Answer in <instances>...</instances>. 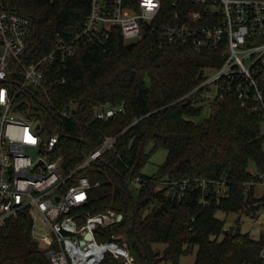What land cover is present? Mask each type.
I'll return each instance as SVG.
<instances>
[{
  "label": "trees",
  "instance_id": "1",
  "mask_svg": "<svg viewBox=\"0 0 264 264\" xmlns=\"http://www.w3.org/2000/svg\"><path fill=\"white\" fill-rule=\"evenodd\" d=\"M0 6L31 19L22 56L28 62L60 38L70 39L79 32L90 0H0ZM159 22L157 18L143 25L141 37L133 41H125L114 25L104 48L81 34L72 54L44 68L45 90L28 86L19 93L18 109L45 122L49 133H59L52 156L61 157L65 172L96 148L103 135H117L113 147L85 169L98 184L88 190L81 207L123 215L116 224L97 229L99 238L123 233L139 264L163 259L178 264L179 256L195 245L191 264H254L263 242L231 227L224 233L225 219L216 212L240 211L257 200L254 186L245 190L241 182L251 177L250 163L264 171L263 118L235 99L217 98L207 117L194 119L203 105L185 95L200 80L203 67L217 65L219 59L212 51L188 44L159 46ZM117 104L123 108L105 119L93 115L98 107ZM65 107L75 118L59 113ZM149 143L152 148L147 151ZM158 147L167 149L165 158L155 174L147 176L224 178L228 195H211L210 203L202 205L197 188L179 196L148 180L134 196L129 180L141 173L150 151ZM30 226L31 217L23 212L0 228V264H49ZM159 242L165 243L160 251L152 247Z\"/></svg>",
  "mask_w": 264,
  "mask_h": 264
},
{
  "label": "built area",
  "instance_id": "2",
  "mask_svg": "<svg viewBox=\"0 0 264 264\" xmlns=\"http://www.w3.org/2000/svg\"><path fill=\"white\" fill-rule=\"evenodd\" d=\"M157 18L159 46L188 44L212 51L219 59V64L203 67L200 80L185 96L210 105L217 98L235 99L264 121V0H151V4L149 0H90L81 30L70 39L60 38L49 51L28 62H23L22 56L31 19L0 6V228L28 213L31 234L42 243L49 264H137L123 233L103 238L96 234L97 229L119 222L122 213L118 217L112 209L88 212L81 207L88 190L98 184V180L89 179L85 169L113 147L117 135H103L96 148L65 172L61 157L52 156L59 133H49L45 122L21 112L18 95L28 86L45 90L44 68L72 54L74 40L81 34L104 48L114 25L125 41H133L141 37L143 25ZM122 108V104L105 105L93 115L105 119ZM59 113L75 118L68 107ZM248 170L251 177L241 182L242 187L247 190L259 183L263 191L256 195L254 190L257 200L246 203L242 210L252 212L262 225L258 239L263 243L254 264H264V171ZM148 180L179 196L197 188V201L202 205L210 203L211 195L229 193L224 178L153 179L137 173L129 185L139 188Z\"/></svg>",
  "mask_w": 264,
  "mask_h": 264
},
{
  "label": "rangeland",
  "instance_id": "3",
  "mask_svg": "<svg viewBox=\"0 0 264 264\" xmlns=\"http://www.w3.org/2000/svg\"><path fill=\"white\" fill-rule=\"evenodd\" d=\"M203 107L199 116L194 117V119H200L207 117L211 111V105L207 101H201ZM261 129L264 132V121H262ZM152 148V143H149L146 147V150L149 151ZM167 149L164 147H158L150 151L149 157L146 162L141 166V173L146 175L155 174L158 165L163 161L165 158ZM250 169L255 168L253 163H250ZM131 187V186H130ZM132 193L135 196L137 192V188L131 187ZM254 190L256 195H260L263 191V186L257 183L254 185ZM216 215L220 218L225 219L226 227H231L233 231L238 230L240 232H248L251 237L258 238L262 232V225L255 221L256 217L252 212L247 213L244 210L240 211H229L225 212L222 210H218ZM124 235V234H123ZM123 238H125L123 236ZM41 243V242H40ZM42 244V243H41ZM165 243H153L152 247L159 251L163 249ZM43 248V245H42ZM196 245L192 248L191 251L181 254L178 258V264H191L195 257L196 252ZM139 264L138 262H136ZM156 264H174L169 259H163L157 262Z\"/></svg>",
  "mask_w": 264,
  "mask_h": 264
},
{
  "label": "water",
  "instance_id": "4",
  "mask_svg": "<svg viewBox=\"0 0 264 264\" xmlns=\"http://www.w3.org/2000/svg\"><path fill=\"white\" fill-rule=\"evenodd\" d=\"M129 44H130V43H129ZM37 126H38V124H37ZM117 216H118V217H121V213H118ZM227 230H228V228L225 227V228L223 229V232L225 233V232H227ZM89 235H90V234H89Z\"/></svg>",
  "mask_w": 264,
  "mask_h": 264
},
{
  "label": "snow or ice",
  "instance_id": "5",
  "mask_svg": "<svg viewBox=\"0 0 264 264\" xmlns=\"http://www.w3.org/2000/svg\"><path fill=\"white\" fill-rule=\"evenodd\" d=\"M149 4H151V0H149Z\"/></svg>",
  "mask_w": 264,
  "mask_h": 264
},
{
  "label": "crops",
  "instance_id": "6",
  "mask_svg": "<svg viewBox=\"0 0 264 264\" xmlns=\"http://www.w3.org/2000/svg\"><path fill=\"white\" fill-rule=\"evenodd\" d=\"M226 228H228V227H226Z\"/></svg>",
  "mask_w": 264,
  "mask_h": 264
}]
</instances>
